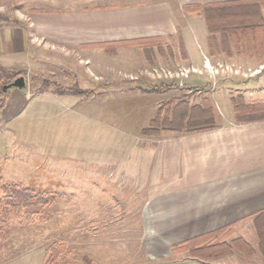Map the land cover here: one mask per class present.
<instances>
[{
    "label": "rangeland",
    "instance_id": "obj_1",
    "mask_svg": "<svg viewBox=\"0 0 264 264\" xmlns=\"http://www.w3.org/2000/svg\"><path fill=\"white\" fill-rule=\"evenodd\" d=\"M115 1L0 0V29L8 41L5 44L25 48L22 56L12 54L6 60L0 57V90L10 84L6 82L15 73H24L26 81L25 87L8 88L9 98L17 93L22 99L17 101L16 108L7 113L2 110L0 114L1 176L4 182H19L36 191L60 195L53 206L45 209V215H36L30 221L23 215L5 216L9 238L0 240V264H43L46 248L55 241L68 244L74 264H85L84 255L90 257L89 252L91 264H134L144 257L137 251L140 231L136 201L128 196L127 190L117 188L127 185L126 177L112 166L125 163L129 151L122 150L124 146L115 151L112 146L97 149L79 146L95 143L102 132L106 144L132 145L129 130L147 124L153 113L149 101L143 103V99L136 98L138 91L151 94L148 97L157 99L156 106L166 113L179 100L186 99L193 105L207 97L214 106L218 125L239 123L235 112L231 115L227 113L230 109L226 110L229 102L233 106L232 98L243 96L248 103L264 101V63L250 69L245 63L223 59L215 62V58L209 59L211 64L207 65L212 68H207L208 59L204 58L203 67L198 69L203 78L190 81L193 71L184 67L188 65L182 59L183 44L173 43V39L164 48L165 56L155 49L154 63L142 71L146 60L139 47L110 56L104 50H80L72 41L77 37H64L67 31L78 35L95 27L86 21V8H102ZM201 19L205 29V19ZM217 37L221 47L231 42L224 43L220 34ZM218 41L208 38V45L211 47ZM198 47L202 49L201 45ZM101 71L130 74L119 86L103 87L102 81L95 79V73ZM148 75L150 78L144 77ZM161 83L171 87L160 92L149 90ZM66 87L92 92L87 95L59 92ZM40 93L43 95L36 103L20 111L21 105L36 100ZM99 97L102 99L97 101ZM165 97H171L168 105H163ZM142 104L146 107H141ZM71 144H78L77 149L70 148ZM83 152L93 153V157L103 153L106 157L102 163L110 166L98 174L94 169L84 168ZM44 159L56 160L57 167L52 170L61 179H75L67 189L72 192L55 187L50 171L40 165ZM84 188L96 191L100 198L85 197ZM101 200L104 206L100 205ZM115 201L119 202L118 207L113 203L106 208L107 203ZM45 216L47 219L42 221Z\"/></svg>",
    "mask_w": 264,
    "mask_h": 264
},
{
    "label": "crops",
    "instance_id": "obj_2",
    "mask_svg": "<svg viewBox=\"0 0 264 264\" xmlns=\"http://www.w3.org/2000/svg\"><path fill=\"white\" fill-rule=\"evenodd\" d=\"M225 1L242 0H117L104 4L102 8L97 5L86 8V21L95 27L82 30L78 35L75 31H67L64 37H77L72 41L79 45L80 50L93 51L104 50L95 45L107 42L153 37H160L166 42L173 39V43L183 44L182 59L188 65L184 67L194 72L190 74V81L203 78L198 75V69L203 67L204 58L208 59L206 67L207 63L211 64L209 59L216 58L215 62L223 59L245 63L250 69H255L264 60L244 52L238 53L232 42L221 47L218 41L210 47L208 38L212 34L207 25L203 29V15L189 17L184 10L188 5ZM5 42L8 41H5L4 30L0 29V57L6 60L12 54L23 55L24 45L15 47ZM200 45L202 49L198 47ZM135 47L138 46H120L117 54L110 56ZM143 57L146 61L141 70L147 71L151 64L144 53ZM129 74L101 71L95 73V79L102 81L100 85L103 87L119 86ZM142 74L147 75L146 72ZM144 77L150 78L149 75ZM42 93L36 96V100L21 105L20 111L36 103ZM149 95L140 91L135 95L138 100L143 99V103L149 101L153 113L147 124L129 130L132 145L106 144L104 132L98 134L95 143L91 141L79 145L83 149L112 146L114 151L124 146L122 150L129 151L125 163L112 166L119 168L121 175L126 177L127 185H118L117 188L127 190L128 196L136 201L137 229L140 231L137 251L144 257L134 264H264V120L233 122L193 133L161 131L156 135H147L143 130L160 109L155 104L157 99L149 98ZM21 97L17 93L10 95L2 113L16 108ZM101 99L99 97L97 101ZM170 99L162 98L166 102L163 105H168ZM141 107L146 106L142 104ZM226 110H229L228 114L234 113L230 102ZM77 145L71 144L70 148L74 146L76 150ZM132 150L133 153H130ZM91 154H81L84 168L94 169L98 174L110 166L102 163L106 157L103 153L95 157ZM44 161L40 165L50 171L55 187L72 192L67 189L75 179H61L57 171L52 170L57 167L56 160ZM83 191L85 197L100 198L96 191L93 193L88 188ZM113 203L119 206V202L115 201L107 203L106 208ZM100 205L104 206L102 200ZM225 228L230 232L224 231ZM219 229L224 230L218 239L234 245L232 253L226 254L227 248L223 247L224 252L219 258L204 260L187 252L174 254L172 251L173 245ZM87 254L92 258L90 252Z\"/></svg>",
    "mask_w": 264,
    "mask_h": 264
},
{
    "label": "trees",
    "instance_id": "obj_3",
    "mask_svg": "<svg viewBox=\"0 0 264 264\" xmlns=\"http://www.w3.org/2000/svg\"><path fill=\"white\" fill-rule=\"evenodd\" d=\"M264 0H242L225 1L204 5H188L184 7L187 14H202L209 32L210 39L218 41L217 35L226 43L231 40L237 52H244L250 56H256L264 60V17L261 5ZM109 55H114L120 46H138L143 50L147 61L154 63L155 49L163 53L167 42L160 37L140 38L125 42H107L97 44ZM24 76V73H15L7 84L16 78ZM4 83V84H6ZM171 87V84L161 83L151 87L149 90L160 92ZM59 92L67 94L87 95L90 89H75L66 87ZM8 89L0 90V114L8 102ZM235 118L239 123L264 120V101L246 102L243 96L231 99ZM160 108L149 125L143 132L147 135H156L161 131H174L193 133L205 131L217 127L215 109L211 101L205 97L201 102L191 105L186 99L179 100L171 109L170 113ZM59 194L50 191H36L34 188L24 186L19 182H4L0 171V240L6 241L9 234L6 229V215H23L28 221L36 215H45V209L53 206ZM47 217H43L42 221ZM224 229L211 231L209 233L191 238L182 243L173 245L174 254L183 252L190 256L204 260L219 258L226 247V254L232 253L234 245L227 244L218 236ZM227 233L230 229L225 228ZM233 243V242H232ZM235 243H237L235 241ZM90 257L84 255L85 264H91ZM43 264H74L68 244L64 241H55L46 248Z\"/></svg>",
    "mask_w": 264,
    "mask_h": 264
},
{
    "label": "water",
    "instance_id": "obj_4",
    "mask_svg": "<svg viewBox=\"0 0 264 264\" xmlns=\"http://www.w3.org/2000/svg\"><path fill=\"white\" fill-rule=\"evenodd\" d=\"M10 86H15V87H25L26 86V81L24 76H20L16 78L12 83L9 85H6L4 89H8Z\"/></svg>",
    "mask_w": 264,
    "mask_h": 264
},
{
    "label": "built area",
    "instance_id": "obj_5",
    "mask_svg": "<svg viewBox=\"0 0 264 264\" xmlns=\"http://www.w3.org/2000/svg\"><path fill=\"white\" fill-rule=\"evenodd\" d=\"M207 64H209V63H207ZM208 68H212L210 65H209V67Z\"/></svg>",
    "mask_w": 264,
    "mask_h": 264
},
{
    "label": "bare ground",
    "instance_id": "obj_6",
    "mask_svg": "<svg viewBox=\"0 0 264 264\" xmlns=\"http://www.w3.org/2000/svg\"><path fill=\"white\" fill-rule=\"evenodd\" d=\"M207 67H209V65H207Z\"/></svg>",
    "mask_w": 264,
    "mask_h": 264
}]
</instances>
